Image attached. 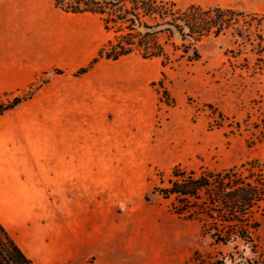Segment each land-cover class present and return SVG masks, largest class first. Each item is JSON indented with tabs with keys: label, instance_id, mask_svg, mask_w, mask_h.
Returning <instances> with one entry per match:
<instances>
[{
	"label": "rangeland",
	"instance_id": "rangeland-1",
	"mask_svg": "<svg viewBox=\"0 0 264 264\" xmlns=\"http://www.w3.org/2000/svg\"><path fill=\"white\" fill-rule=\"evenodd\" d=\"M259 20L251 14L240 18L239 28L252 23L242 37L232 30L203 38L196 62L185 58L163 69L161 60L131 55L102 60L85 75H65L61 86L68 90L73 120L88 129V151L102 142L108 152L115 142L120 155L114 161L119 175L105 178L113 190L105 185L94 195L104 202L105 222L112 229L105 232V254L91 257L92 263L190 264L196 251L205 257L228 251L203 237L196 221L174 214L170 201L153 189L177 165L200 172L257 161L264 170V18L262 24ZM88 25L98 36V17ZM168 51L173 60L182 54ZM48 83L42 76L23 100ZM259 242L264 264V222Z\"/></svg>",
	"mask_w": 264,
	"mask_h": 264
},
{
	"label": "crops",
	"instance_id": "crops-1",
	"mask_svg": "<svg viewBox=\"0 0 264 264\" xmlns=\"http://www.w3.org/2000/svg\"><path fill=\"white\" fill-rule=\"evenodd\" d=\"M171 1L264 14V0ZM92 17L98 16L66 13L55 0H0V95L23 97L49 77L0 114V222L34 264H94L90 258L105 254V232L112 229L94 195L105 185L113 190L105 178L119 175L118 144L104 152L99 142L88 151V129L73 120L61 86L109 38L102 22L92 35Z\"/></svg>",
	"mask_w": 264,
	"mask_h": 264
},
{
	"label": "trees",
	"instance_id": "trees-1",
	"mask_svg": "<svg viewBox=\"0 0 264 264\" xmlns=\"http://www.w3.org/2000/svg\"><path fill=\"white\" fill-rule=\"evenodd\" d=\"M55 5L66 13L98 16L109 35L97 56L79 69L77 76L87 74L102 60L116 62L131 55L160 59L164 69L185 58L196 62L201 59L197 44L203 38H219L232 30L242 37L241 33H246L252 23L239 28L240 18L251 14L260 17L261 24L264 18L235 8L171 0H55ZM160 36L166 40L161 42ZM168 47L174 54H182L173 60ZM162 76L166 77L164 71ZM160 85L170 101L169 90L162 81ZM22 101L15 99L10 109ZM153 192L170 201L171 211L178 217L196 221L201 235L210 238L214 246L228 248L227 252H218V256L205 257L196 251L190 264H263L259 231L264 222V170L259 162L200 172L177 165ZM0 264H34L1 222Z\"/></svg>",
	"mask_w": 264,
	"mask_h": 264
},
{
	"label": "built area",
	"instance_id": "built-area-1",
	"mask_svg": "<svg viewBox=\"0 0 264 264\" xmlns=\"http://www.w3.org/2000/svg\"><path fill=\"white\" fill-rule=\"evenodd\" d=\"M15 99H24V96L13 97L11 95H0V112L3 113L9 111L10 106L13 104Z\"/></svg>",
	"mask_w": 264,
	"mask_h": 264
},
{
	"label": "water",
	"instance_id": "water-1",
	"mask_svg": "<svg viewBox=\"0 0 264 264\" xmlns=\"http://www.w3.org/2000/svg\"><path fill=\"white\" fill-rule=\"evenodd\" d=\"M178 37H180V35H178Z\"/></svg>",
	"mask_w": 264,
	"mask_h": 264
}]
</instances>
